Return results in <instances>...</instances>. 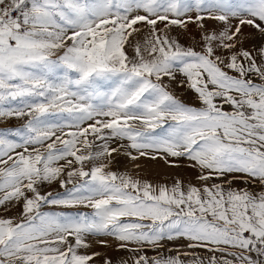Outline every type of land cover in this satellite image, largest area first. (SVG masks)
Here are the masks:
<instances>
[{
	"label": "snow or ice",
	"instance_id": "6c2138e0",
	"mask_svg": "<svg viewBox=\"0 0 264 264\" xmlns=\"http://www.w3.org/2000/svg\"><path fill=\"white\" fill-rule=\"evenodd\" d=\"M0 264H264V0H0Z\"/></svg>",
	"mask_w": 264,
	"mask_h": 264
},
{
	"label": "rangeland",
	"instance_id": "374dc122",
	"mask_svg": "<svg viewBox=\"0 0 264 264\" xmlns=\"http://www.w3.org/2000/svg\"><path fill=\"white\" fill-rule=\"evenodd\" d=\"M124 164L125 162L123 158H120L117 161L116 166H119L120 168L123 169ZM142 164H143V167H142L143 175L149 179L170 182L171 178L173 176H176L177 174H179L180 176L186 177V178H191L193 176V173L191 172V170H187V169L181 170V169L166 167L162 161L158 163H153L150 161H143ZM127 170L132 171V172L137 171L134 164L127 165ZM108 255L115 259L119 256H122L123 254L109 251Z\"/></svg>",
	"mask_w": 264,
	"mask_h": 264
}]
</instances>
